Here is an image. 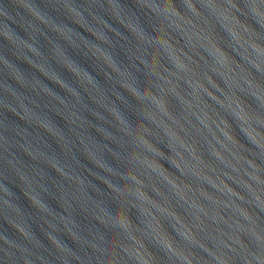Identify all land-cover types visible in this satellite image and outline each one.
Returning <instances> with one entry per match:
<instances>
[{"label": "water", "instance_id": "1", "mask_svg": "<svg viewBox=\"0 0 264 264\" xmlns=\"http://www.w3.org/2000/svg\"><path fill=\"white\" fill-rule=\"evenodd\" d=\"M0 264H264V0H0Z\"/></svg>", "mask_w": 264, "mask_h": 264}]
</instances>
